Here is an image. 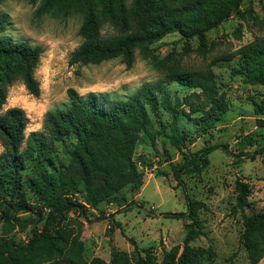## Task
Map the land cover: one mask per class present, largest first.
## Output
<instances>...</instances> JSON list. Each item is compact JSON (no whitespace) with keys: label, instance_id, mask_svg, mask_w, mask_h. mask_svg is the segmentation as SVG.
I'll use <instances>...</instances> for the list:
<instances>
[{"label":"trees","instance_id":"1","mask_svg":"<svg viewBox=\"0 0 264 264\" xmlns=\"http://www.w3.org/2000/svg\"><path fill=\"white\" fill-rule=\"evenodd\" d=\"M243 2L130 0L127 4L126 0H40L36 14H82L78 27L82 40L70 51L68 64L98 63L120 57L130 67L135 61V49L140 46L145 57L150 56L156 66L166 70L167 80L176 81L188 88V92L172 104L161 79L145 81L119 98L92 90L82 94L69 86L66 89L68 102L48 109L43 117L42 131L32 130L27 136L28 117L24 108L17 105L3 109V105L8 86L17 79L32 95L40 94V82L34 72L44 47L0 33V220L4 230L13 225H30V234L25 241L6 233L0 235V264H61L62 259L70 264H196L202 249L191 241L203 232L197 210L204 207L205 202L192 199L184 185L187 208L162 213L190 220L184 223L182 244L163 248L161 259L150 247H145V253L138 252L135 260L119 249L112 250L109 261L97 255L87 260L80 236L83 223H74L71 212L84 214L90 208H97L102 201H117L118 195L125 198V187L136 191L141 186L143 173L137 167L134 151L141 132L148 130L152 114L158 115L160 104L172 114V132L166 135L177 146L184 141L185 132L179 133L176 127V103L187 106L181 112L188 119L193 118L203 131L209 130L221 118L228 104L224 94L217 89L212 71H182L177 66H167V57L157 58L149 43L176 31L184 39L186 51L192 49L189 39L196 37V49L204 54L209 48L206 34L209 29L233 11L242 19L254 16L251 7L240 8ZM6 22L7 14L0 12V32ZM105 22L113 27V32L102 31ZM235 53L240 61L231 67V74H241L246 82L264 85V35L243 43ZM251 103L255 114H263L264 92L259 97L254 96ZM196 112L200 113L193 115ZM256 120L264 124L263 118ZM159 128L164 131L165 124H160ZM68 136L73 137L68 160L55 163L50 155L54 142ZM149 136L153 139L152 134ZM217 147L229 150L225 142L204 145L189 156L182 169L200 171L208 162L207 154ZM260 149L264 150V146ZM33 154L37 173L25 178L26 161ZM176 176L179 179V174ZM24 185L36 196L38 205H32L22 196ZM235 188L243 224L240 243L249 263L256 264L264 255V210L246 213L249 184L236 178ZM21 212L27 215L22 216ZM137 249L135 246L134 250Z\"/></svg>","mask_w":264,"mask_h":264},{"label":"rangeland","instance_id":"2","mask_svg":"<svg viewBox=\"0 0 264 264\" xmlns=\"http://www.w3.org/2000/svg\"><path fill=\"white\" fill-rule=\"evenodd\" d=\"M39 2L0 1V12L7 14L5 28L0 33L44 47L34 72L40 82V94L32 95L17 79L8 86L3 105V109L12 106V101L22 105L28 117L26 136L32 130L42 131L43 117L48 109L68 102L66 89L69 86L82 94L92 90L119 98L133 92L145 81L161 79L172 104L188 92V88L176 81L167 80L166 70L156 66L150 56L145 57L140 46L135 49V61L130 67L120 57L98 63L68 64L70 51L82 40L78 33L82 14H36ZM129 2L126 0L127 4ZM249 7L253 10V17L242 19L233 11L206 32L209 48L204 54L196 49V37L189 39L192 49L186 51L184 39L176 31L149 43L157 58L167 57V66H177L182 71L210 69L228 108L213 127L203 131L193 118L188 119L181 112L187 106L176 103V127L179 133L185 132L184 141L178 146L166 135L172 132V114L161 104L158 115L151 113L148 130L141 132L134 151L137 167L143 173L141 186L136 191L125 187V198L118 195L117 201H102L97 208H90L84 214L71 212L74 223H83L80 236L87 260L97 255L109 261L113 249L124 250L135 260L138 252L145 253V247H150L152 253L161 259L163 248L182 244L184 223L190 219L169 217L162 212L187 208L184 185L192 199L205 202V206L197 210L203 232L191 241L202 249L196 264H250L240 243L243 224L241 209L237 205L235 179H243L250 187L245 212L264 210V150L260 149L264 146V124L256 120L257 117L264 119V113L255 114L251 103L254 96L259 97L264 92V85L251 84L241 74H231V67L240 61L236 48L255 36L264 35V0H244L240 6L242 10ZM102 31L110 33L114 29L105 22ZM160 124H165L164 131L159 128ZM224 142L229 150L214 148L207 154L208 162L200 171L182 169L189 156L204 145ZM72 143V136L54 142L50 155L55 163L67 162ZM24 146L25 142L22 148ZM32 157L34 154L26 161L25 178L37 173ZM21 193L32 205H38L36 196L26 185ZM20 215L26 216L27 213L21 212ZM4 233L25 241L30 234V225H13L4 230L0 220V235ZM135 246L138 251L134 250ZM61 264L70 263L62 259ZM256 264H264V255Z\"/></svg>","mask_w":264,"mask_h":264},{"label":"clouds","instance_id":"3","mask_svg":"<svg viewBox=\"0 0 264 264\" xmlns=\"http://www.w3.org/2000/svg\"><path fill=\"white\" fill-rule=\"evenodd\" d=\"M11 103H12V106H13V107L17 106V103H16L15 101H12ZM21 106H22V105H21ZM46 110H47V109H45V111H46Z\"/></svg>","mask_w":264,"mask_h":264}]
</instances>
